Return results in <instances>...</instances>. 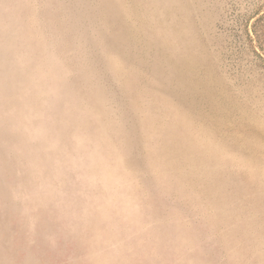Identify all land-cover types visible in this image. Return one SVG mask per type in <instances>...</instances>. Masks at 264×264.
<instances>
[{
  "label": "rangeland",
  "instance_id": "374dc122",
  "mask_svg": "<svg viewBox=\"0 0 264 264\" xmlns=\"http://www.w3.org/2000/svg\"><path fill=\"white\" fill-rule=\"evenodd\" d=\"M0 264H264V0H0Z\"/></svg>",
  "mask_w": 264,
  "mask_h": 264
}]
</instances>
